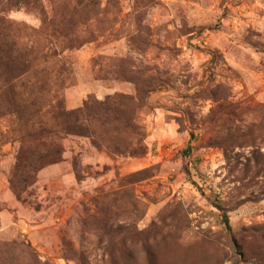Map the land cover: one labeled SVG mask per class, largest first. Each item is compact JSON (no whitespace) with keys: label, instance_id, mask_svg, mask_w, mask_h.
<instances>
[{"label":"rangeland","instance_id":"obj_1","mask_svg":"<svg viewBox=\"0 0 264 264\" xmlns=\"http://www.w3.org/2000/svg\"><path fill=\"white\" fill-rule=\"evenodd\" d=\"M91 2L75 48L55 26L61 0L5 12L10 42L35 56L17 89L31 101L43 84V112L143 102L139 154L96 124L63 136L62 161L18 196L26 115L0 113V264H264V0Z\"/></svg>","mask_w":264,"mask_h":264},{"label":"trees","instance_id":"obj_2","mask_svg":"<svg viewBox=\"0 0 264 264\" xmlns=\"http://www.w3.org/2000/svg\"><path fill=\"white\" fill-rule=\"evenodd\" d=\"M61 2L68 13L65 19L56 22L55 26L64 34V37L68 38L74 28L72 19L77 7L88 6L92 2L91 0H61ZM41 6L42 0H0V113L10 110L18 116L26 115V117H17L20 126L18 141L21 143V148L10 180V185L18 196L35 180L40 169L62 161L63 136L77 135L93 138L96 134V124L100 126L104 135L113 133L115 138L118 135L122 139L121 144L120 140L115 143L114 152L139 154V151H133L137 149L132 148L128 139L132 134H140L136 121V107H141L143 102H136L128 95L119 96L120 105L118 101L117 105L113 104L111 98L100 101L89 97L83 107L66 110L63 101L57 100L54 106L50 105L49 110L43 112L46 104L40 96L43 84L39 86V92L34 94L31 101L24 99L18 91L16 80L33 69L35 56L32 50L21 52L15 49L16 44L10 42V21L4 14L12 7L40 10ZM73 42L75 43L69 39L71 48L77 46ZM38 72L41 73V71L35 73ZM48 75L49 73L44 74L46 79ZM191 151L192 147L189 145L185 155L189 156ZM224 216L230 230L228 217L226 214Z\"/></svg>","mask_w":264,"mask_h":264}]
</instances>
